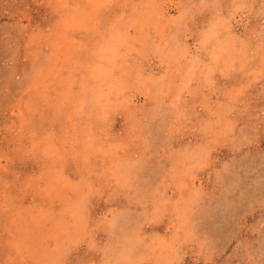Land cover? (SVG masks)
Masks as SVG:
<instances>
[{
	"label": "rangeland",
	"instance_id": "obj_1",
	"mask_svg": "<svg viewBox=\"0 0 264 264\" xmlns=\"http://www.w3.org/2000/svg\"><path fill=\"white\" fill-rule=\"evenodd\" d=\"M0 264H264V0H0Z\"/></svg>",
	"mask_w": 264,
	"mask_h": 264
}]
</instances>
